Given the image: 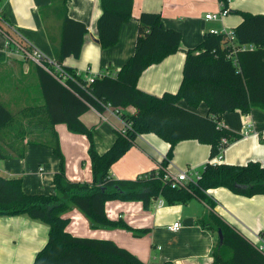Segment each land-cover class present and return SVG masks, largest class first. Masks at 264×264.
<instances>
[{"label":"crops","instance_id":"crops-1","mask_svg":"<svg viewBox=\"0 0 264 264\" xmlns=\"http://www.w3.org/2000/svg\"><path fill=\"white\" fill-rule=\"evenodd\" d=\"M60 1V2H59ZM133 19L126 22L117 45L103 50L99 44L98 21L102 15L101 0H67V14L88 28L80 58L69 57L63 66L90 77H116L135 53L138 38V18L143 12L159 13L168 28L182 34L181 50L162 63L148 68L138 81V88L150 95H176L183 81L188 49L200 45L208 32L226 33L242 22L240 14H264V0H232L230 14L223 19L207 20L208 14L221 10L220 0H134ZM55 2V3H54ZM59 2V3H58ZM63 0H4L1 11L11 21L10 35L0 30V100L13 113L15 120L0 135V145L7 155L0 159V174L6 178H22L24 191L32 195L55 193V176L61 161L52 146L59 140L65 158V173L72 182L92 183L93 172L86 135L75 133L64 125L51 126L44 112V99L39 79V67L16 53L12 43L25 39L31 46L54 59L61 46L63 17L54 7ZM45 13V14H44ZM182 107L206 116L209 108L202 103L194 109L184 100ZM135 108L124 113L135 115ZM254 122L252 133L244 137V122ZM94 129L95 149L99 154L112 148L124 129L121 115L111 108H90L81 117ZM222 125L238 139L224 152V164L242 167L251 161L264 166V111L254 109L245 115L240 110L226 113ZM170 144L155 134L138 136L128 153L110 170L115 180H136L158 168L166 159ZM211 147L198 141L177 145L167 171L197 168L202 170L210 160ZM23 154L22 156H19ZM201 168V169H199ZM215 205V213L233 229L250 236L264 233V197L245 198L226 188L206 192ZM111 220L123 219L134 230H149L147 235L135 236L126 230L92 229L89 220L76 208L67 218V231L75 237L110 240L137 256L145 264H213L218 235L200 221L212 211L205 201L193 198L187 204L175 202L162 208L145 211L141 202L110 201L106 204ZM180 222L182 229H168ZM48 225L27 216L0 218V264H34L37 254L49 241Z\"/></svg>","mask_w":264,"mask_h":264},{"label":"trees","instance_id":"trees-1","mask_svg":"<svg viewBox=\"0 0 264 264\" xmlns=\"http://www.w3.org/2000/svg\"><path fill=\"white\" fill-rule=\"evenodd\" d=\"M3 1L0 0V30L10 35L12 24L1 11ZM66 2L63 0L53 9L63 17L62 41L55 57L62 66L69 57L80 58L88 33L84 23L68 16ZM220 2L229 8V0ZM101 6L97 27L99 44L106 50L118 44L123 25L133 19L135 1L101 0ZM234 13L243 18L232 30L234 37L208 32L200 45L187 50L183 81L176 95L157 97L138 88V81L148 68L162 63L182 47L181 32L168 28L159 13L140 14L135 53L116 77L103 76L88 84L76 72L64 67L75 78L65 86L39 68L43 109L50 125L64 124L70 131L89 139L93 182L68 179L58 139L52 146L61 161V170L54 180V194H27L22 178H6L0 174V218L24 215L50 228L49 241L37 254L34 264H145L113 241L72 236L67 231L71 223L67 214L76 208L89 220L92 229H120L142 237L149 233L148 229L134 230L123 219L111 220L106 204L110 201L141 202L145 211H151L158 199L173 205L175 202L187 204L193 198L205 201L212 208L200 223L217 235L219 230L223 233V243L219 239L216 242L213 264H264V257L253 249L245 235L214 212L216 205L206 195L208 190L226 188L245 198L264 197V166L260 162L251 161L242 167L213 163L221 153L223 139L230 143L238 139L222 125L223 116L237 110L245 115L254 109L264 111V14ZM11 45L16 47L14 43ZM182 100L194 109L205 103L209 114L202 116L182 107L179 104ZM108 105L129 127L127 134L121 133L111 149L99 154L95 149L94 129L88 128L81 117L90 108L102 110ZM131 107L137 110L135 115L124 113ZM14 120L13 113L0 100V135ZM151 133L171 146L163 163L136 180L113 179L112 166L130 151L138 136ZM184 141L209 145L210 160L197 184L173 189L165 168L177 145ZM6 157L0 145V159Z\"/></svg>","mask_w":264,"mask_h":264},{"label":"built area","instance_id":"built-area-1","mask_svg":"<svg viewBox=\"0 0 264 264\" xmlns=\"http://www.w3.org/2000/svg\"><path fill=\"white\" fill-rule=\"evenodd\" d=\"M231 1L232 0H229V4ZM220 4H221L220 12L217 14H208L206 16L207 20L223 19L224 17L230 14L229 9L224 6V3L220 2ZM219 34H227L229 37H234L233 31H229L226 33H219ZM15 45H16L15 49L17 54L21 55L22 58L26 60H31L32 62H34L39 68L45 70L55 79H57L60 83L67 86L68 81H75L74 76L69 74L65 70L64 66L58 64L54 59L49 58L39 49L31 46L28 42H26L25 39L21 38V41L15 42ZM76 75L82 76L80 73L77 72ZM96 79L97 78L95 77H90L87 79V83L92 84L95 82ZM128 127L129 125L124 121V129L121 132L123 135L127 134ZM253 128H254V122L250 119H246L244 122L243 136L248 137L252 133ZM229 145H230V141L226 138L223 139L221 143V153L215 160H213L214 164L223 163L224 152ZM205 168L206 166L202 168V170H198L197 168L192 167L184 170H178L174 174L169 173L166 169L167 171L166 178L171 180L172 183L171 186L173 189L187 188L190 184H197L200 181ZM164 206H165V201L163 199H158L154 204L155 208H162ZM168 229L173 232H179L182 229V224L180 222L174 223L173 225L169 226ZM235 230L240 234H243L240 230L237 229ZM245 238L247 239L249 244L253 247V249L264 257V233L262 232L254 233V234L252 233L250 236L245 235Z\"/></svg>","mask_w":264,"mask_h":264},{"label":"water","instance_id":"water-1","mask_svg":"<svg viewBox=\"0 0 264 264\" xmlns=\"http://www.w3.org/2000/svg\"><path fill=\"white\" fill-rule=\"evenodd\" d=\"M237 188H243L244 186H236ZM218 239L220 240L221 244L223 243L224 237H223V233L222 230L218 231Z\"/></svg>","mask_w":264,"mask_h":264},{"label":"rangeland","instance_id":"rangeland-1","mask_svg":"<svg viewBox=\"0 0 264 264\" xmlns=\"http://www.w3.org/2000/svg\"><path fill=\"white\" fill-rule=\"evenodd\" d=\"M199 169H201V168H199Z\"/></svg>","mask_w":264,"mask_h":264}]
</instances>
